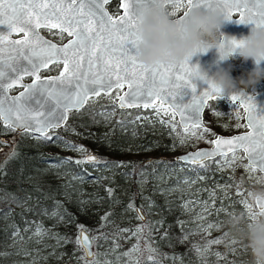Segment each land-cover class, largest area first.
Returning <instances> with one entry per match:
<instances>
[{
	"label": "trees",
	"instance_id": "trees-1",
	"mask_svg": "<svg viewBox=\"0 0 264 264\" xmlns=\"http://www.w3.org/2000/svg\"><path fill=\"white\" fill-rule=\"evenodd\" d=\"M114 1L110 11L118 9L112 8ZM226 107L224 99H211L204 119ZM139 111L145 109H119L113 99L100 94L72 110L63 126L50 130L52 140L0 124L10 133L9 147L0 150V264H86L76 243L77 225L95 237L97 264H254L246 239L249 220L231 186V173L220 171L215 159L203 164L174 160L168 155L170 128L149 116L138 117ZM79 135L85 149L98 148L100 163L55 148L78 143ZM128 144L156 146L159 151L121 157L120 149ZM10 152L15 154L9 157ZM103 161L125 166L106 167ZM136 207H143L147 218H137ZM209 223L213 227L205 228ZM141 226L143 233L133 236ZM37 227L47 230L38 241L33 235ZM56 234L71 242L58 243ZM217 238L219 243L206 245ZM146 241L155 251L144 248ZM133 244L142 247L140 253L128 251Z\"/></svg>",
	"mask_w": 264,
	"mask_h": 264
},
{
	"label": "snow or ice",
	"instance_id": "snow-or-ice-1",
	"mask_svg": "<svg viewBox=\"0 0 264 264\" xmlns=\"http://www.w3.org/2000/svg\"><path fill=\"white\" fill-rule=\"evenodd\" d=\"M110 0H0V25L5 24V16L10 19L6 24V30L0 29V92H6L14 85L19 83L23 75H31L35 77L33 83L25 86L24 92L19 96L12 98V104L7 109L4 108V98L0 97V121L12 130L20 129L22 132H36L40 137L46 140H52L53 137L48 135L49 128H58L61 124L67 121V116L64 113L75 109H81L91 96H99L101 91L110 93L114 88H122L124 84L128 86V92L123 96H119L120 107H137L155 108L157 113L164 106H171L175 99L168 85L172 84L174 87H180V84L175 82H183L182 86L185 89L190 88L192 94V103L185 107H190V112H181V125L187 135L197 136L198 139L202 135L196 133H189L187 125L189 122L193 126L200 128L199 113L200 110L207 104L215 95L222 98L219 90L210 88V90L198 91L197 88L185 79L184 74L189 71L192 65L190 62L192 58L180 64H157L151 67H146L137 62V49L139 47V40L136 33V25L138 21L143 19L145 12L151 7L156 6L161 0H123L122 7L124 9L123 15H117L116 19L110 16L105 10V4ZM164 6L168 3L172 4L174 11L170 15L175 14V10L184 6V0H163ZM17 8H27V12H17ZM193 9L200 10L204 13L214 12L217 9L224 14L226 22H232V17L238 16L235 23L243 25H251L255 29H264V0H187V10L183 12L177 23L187 22L189 15ZM47 10V11H44ZM86 17V18H85ZM53 21H55L53 23ZM19 25V27H16ZM40 27L45 28H59L61 33L66 32L69 37H74L66 46L56 48L55 45L48 44L40 37L36 29ZM23 32L24 39L11 40L10 37L13 31ZM115 37V43L113 42ZM241 45L235 37H231L226 41V49L234 53ZM9 53L15 51L22 53L23 58L28 61L30 67H24L17 71L16 68L11 67V71L15 75H7L4 71L5 64V49ZM27 49V52L24 50ZM206 50H199L193 54H205ZM87 56V70L85 69L84 61ZM33 57H37L33 59ZM9 60L15 57L9 55ZM52 63H63L64 69L57 77L49 79L46 82L37 83L41 81L39 72L41 68H47ZM139 69V72L137 71ZM75 79L78 83L76 89L71 96H65L67 102L63 105L57 98V83L63 84L65 80L69 82ZM89 84L99 85V87L89 88ZM135 85V87H134ZM37 91L46 92L49 98L56 100L57 107H62L63 112L55 120L41 119L44 113L35 110H27L22 101L31 99L33 93ZM60 95H65L62 91ZM125 96L129 99H125ZM232 104L244 105L252 100L251 95H246L243 92H236L229 96ZM160 101V107H157L156 102ZM251 105L249 104V113ZM22 113H26L23 115ZM13 114L15 119H13ZM167 114V112H165ZM187 115L188 119H185ZM264 116V115H262ZM27 117H31L29 120ZM170 123V122H164ZM175 128V125H172ZM240 127L239 124L236 126ZM247 127L250 129L246 134L234 136L230 139L218 138L214 141L216 145L215 151H199L197 153H190L185 157H180L183 160L191 163L203 164L205 160L223 156L227 165L235 162V153L238 149H243L247 154L250 164L246 166L253 171L257 168L264 171V119L259 123H254L251 114L247 117ZM206 130V129H205ZM181 144L183 140L179 141ZM221 145L229 146L221 148ZM66 147L72 151L79 153H87L88 150L83 146L68 142ZM175 145H173V148ZM132 151L131 148L128 149ZM143 151H151L150 148H144ZM232 153L229 157L227 154ZM15 153L10 152L9 157ZM69 163L72 158H66ZM86 162L100 163L96 156L91 154L86 155ZM4 163H7L5 160ZM77 164L81 161L77 160ZM104 165L112 167L125 166L122 162L111 164L108 161H103ZM147 163H151L148 161ZM3 165L0 164V168ZM229 185H225V190ZM214 203V202H213ZM261 214H264V204L259 205ZM131 207V205H129ZM207 207V206H205ZM222 209V206H221ZM221 209H218L219 212ZM54 215H58L55 214ZM140 220L144 217L139 215ZM63 220V216L59 217ZM70 222V221H69ZM211 228L213 225L209 223L204 226ZM78 234L76 243L83 250V257L86 264H97L94 259L95 254L91 251L90 238L85 230V226L77 225ZM122 231H129L124 229ZM47 230L37 227L33 235L41 236L46 234ZM137 233H143V226L132 232L133 236ZM151 235V233H149ZM167 236V233H164ZM55 238L58 243L60 240L71 242L67 236L56 234ZM164 238L163 236L161 237ZM186 236H182L181 240ZM220 242V238L216 240L207 241L206 245L216 244ZM144 248L151 249V242L146 241ZM139 245H133L129 252L139 251ZM155 251V249H151ZM199 251V250H198ZM123 255H127L124 253ZM220 256V253L216 254ZM148 260L153 257L149 255ZM175 260L176 258L173 257ZM109 264V262H105ZM159 264V261H156Z\"/></svg>",
	"mask_w": 264,
	"mask_h": 264
},
{
	"label": "clouds",
	"instance_id": "clouds-1",
	"mask_svg": "<svg viewBox=\"0 0 264 264\" xmlns=\"http://www.w3.org/2000/svg\"><path fill=\"white\" fill-rule=\"evenodd\" d=\"M225 23L222 12L204 13L197 9L191 11L187 22L177 23L161 0L137 22V59L146 67L180 64L193 58V54L199 50H206L205 54L215 50L218 56L214 62L216 70L212 71L211 67L205 70L199 66L193 72L194 81L217 89L222 95L248 93V89L254 92L256 86L264 80V29L251 28L246 37L238 40L241 45L232 53L226 50V41L231 37L222 31ZM237 55L244 62L251 60L254 67L250 72L234 78L231 66L225 69L220 65ZM250 196L255 201L264 202V190L251 192ZM246 239L254 264H264V220L249 227Z\"/></svg>",
	"mask_w": 264,
	"mask_h": 264
},
{
	"label": "rangeland",
	"instance_id": "rangeland-1",
	"mask_svg": "<svg viewBox=\"0 0 264 264\" xmlns=\"http://www.w3.org/2000/svg\"><path fill=\"white\" fill-rule=\"evenodd\" d=\"M113 3L114 5L112 8H119L118 0L114 1ZM108 5L107 7L109 8ZM186 7H187V0H184V6L178 10H175V14L170 15V16L176 17L180 15L186 9ZM165 8L168 11V13L174 11L171 3L167 4ZM117 12L118 10L111 11L113 15L116 14ZM41 32L45 36L57 42H63L67 38V36L64 33H61L60 30H50V29L43 28ZM230 61H231V73L234 78L240 77L241 75H244L250 72L247 68L239 64L240 58L238 55L236 56V58ZM59 71H61V63L59 64L53 63L49 65L46 69L41 70L39 72V75L43 76V75H48V74H55V73H58ZM24 79L28 80L29 77H26ZM123 88L124 86L122 88H114L110 93H106V94L100 93V94H103L105 97L111 98L115 101L117 96L119 95V93L122 91ZM10 90L15 91L16 88H12ZM248 90L253 91L252 89H248ZM97 97L99 96H91L87 102H90V103L94 102L97 99ZM225 101L227 103V107L224 110H212L209 114L208 119L205 120L203 118L204 125L200 126V128H197L191 124L187 126L189 133H196L197 135H202V138L200 139H198L197 136L187 135L184 132V129L180 127L178 123L175 113L167 105L161 108L159 113H157L156 109L152 107H149V108L139 107L141 109H145V111H139L137 116L141 118L143 116H149L151 118H154L158 122H161L164 126H167L168 128H170L172 132V137L169 143L170 150L168 151V155L173 156L174 154L184 152L188 149H193L199 146H209L212 144L211 142L212 138H214L217 134L229 135V134L241 132L247 129V126L244 122V111L241 108V106L238 103L234 105L230 101H227V100ZM156 105L157 107H160V102L157 101ZM146 110H148V112H146ZM71 111L68 112V116ZM165 112H167V114H165ZM164 122H170V123H164ZM0 124H1V121H0ZM237 124L240 125L239 128L236 127ZM172 125H175V128H173ZM4 127L8 128L6 126ZM5 128L4 130L0 128V145H1L0 150H3L4 148L9 147V143L6 141V139L8 136H10V133H8V131H6ZM8 129L12 130L11 128H8ZM49 132L50 130L48 131V133ZM79 139L80 141L76 143V145H80V146H83V148H85L83 145V135H79ZM181 140L184 141L183 144L179 142ZM173 145H175L174 148H173ZM55 148L57 149L58 152L62 154L71 155L75 157H82V156H86L91 153V154H94L99 160H102V157L98 154V150H97L98 148L88 151L87 153H79L76 151H72L66 147V144H58ZM129 148L132 149L131 152L128 151ZM144 148H150L151 151H147V152L143 151ZM105 151L107 152V150ZM158 151H159V147H156V146L141 147L136 144H128L126 147L120 149L119 153L121 157H146V156L155 155L158 153ZM227 155L231 157L232 153H228ZM235 157H236L235 162L232 163L230 166L226 164L223 156L215 157L214 163L220 171L227 170L233 176L232 177L233 184L231 186L234 188L236 194L240 195V201L248 217L249 226H252L258 221L264 220V214H261V210L256 208L254 204V200L250 196L251 192L264 190V172H261L258 168L254 171L251 168H247L246 170V166H248L249 163L247 162V159L244 156L243 151L241 149H238L236 151ZM200 206L202 207V204ZM203 206L205 207L204 203H203ZM140 208H141L142 213L147 218L145 209L143 207H140ZM136 217L137 218L139 217L138 213ZM62 226L64 227L65 231L69 230L67 223L62 224ZM43 236L44 234L41 236L34 235V238L38 241V239ZM98 237L100 238V233H98ZM126 241H130V240L128 239ZM95 243H96V240L93 239L92 240V250L94 254L96 253ZM135 245H138V244H135ZM132 246L128 248V251L129 249L132 248ZM140 249H142V247ZM131 252L140 253L139 251L138 252L131 251Z\"/></svg>",
	"mask_w": 264,
	"mask_h": 264
},
{
	"label": "water",
	"instance_id": "water-1",
	"mask_svg": "<svg viewBox=\"0 0 264 264\" xmlns=\"http://www.w3.org/2000/svg\"><path fill=\"white\" fill-rule=\"evenodd\" d=\"M111 1L112 0H110V2ZM20 2L23 3L24 0H20ZM118 2H119L120 12L118 14L114 15L113 19H116L117 15H123V12H124L123 7L121 6L123 0H118ZM168 4H170V3H168ZM107 5L108 4H105V6H104L105 10L108 12V14L110 16H112L111 13L108 10ZM185 10H187V7H186ZM27 11H28L27 8H24V9L17 8V12H27ZM44 11H47V10H44ZM217 11L221 12V10H219V9H217L214 12H217ZM183 12L180 15H178L176 17H172V18L176 19V20L180 19L181 16L183 15ZM4 19H5V24L0 25V29H5L6 30V24H7L8 20L10 19V17L9 16H5ZM232 19H233V21L232 22H226L224 27H223V29H222V31L225 33V35L228 36V37H235L237 40H239V39H241L243 37H246L249 34L250 29L252 28V26L251 25H243V24L235 23L234 20H238L239 19L238 16L234 15L232 17ZM54 22L55 21H53V23ZM16 27H19V25H16ZM42 28H45V27H40V28L36 29V32L39 33L40 37H42L44 41L48 42V44L55 45L56 48L64 47L72 39H74V37H69L68 34L66 32H64L65 35L68 36V38L64 42L58 43V42L52 40L51 38L45 36L41 32ZM47 29L60 30L59 28H47ZM24 38L25 37H24V33L23 32H17L15 30L13 31V33H12V35L10 37L11 40H18V39L22 40ZM113 42L115 43V37H113ZM24 51L27 52V49H25ZM9 55L15 57V59L9 60L8 59ZM4 56H5V61H6L5 64H4V71H5L6 76L7 75H15V73H13L11 71L10 66L16 68L17 71L22 70L24 67H30L29 64H28V61L23 58V54L22 53H17L15 51L9 53V50L6 48L5 51H4ZM36 58L37 57H33V59H36ZM217 59H218V56H217V53L215 52V50H213V51H211V52H209L207 54H198L197 56H194L190 63L192 65H197V66L190 67L189 71L184 74L185 79L188 80L191 83V85L195 86L198 91L210 90L209 87L201 85V84H198L197 82L194 81L193 72L199 66L201 68L205 69V70H208L211 67L212 71H215L216 68H215L214 62ZM137 62H138V64H140L138 59H137ZM239 64L241 66L247 68L250 71L254 67V65H253L251 60H249L247 62H244L242 59H240ZM49 65H51V64H49ZM84 65H85V69L84 70H87V56H85ZM220 66L224 67L225 69H227L229 66H231V61L229 60L227 62H223ZM262 66H264V65H262ZM43 69H46V68H41V70H43ZM63 69H64V65H63V63H61V71H63ZM137 71L139 72V69H137ZM59 73L40 76L41 77V81H38L37 83L46 82L49 79L55 78V77L58 76ZM231 75H232V73H231ZM26 77H29V79L25 80L24 78H26ZM34 80H35V77H33L31 75H23L22 78H20L19 83L12 87V88H18L15 92H11L10 89H8L6 92H0V97L4 98V108L7 109L9 106H11L12 98H14L16 96H19L20 93L24 92L25 86L31 85ZM77 83L78 82L75 79H73L70 82L68 80H65L63 82V84L57 83L58 91H57L56 95H57V98L60 100V104L61 105H63L64 103L67 102L65 96H71V94L75 90H77L76 89ZM175 83L176 84H180L181 86L180 87H174L172 84L168 85V89L171 91L172 96L175 97V99L172 101V105L168 106V107L175 113L180 127L183 128V126L181 125V114L180 113L181 112H190L191 111L190 107H185V106L190 105L192 103V94H191V89L190 88L185 89L182 86L183 82H175ZM92 87H99V85L89 84V88H92ZM134 87H135V85H134ZM61 91L65 95H60L59 93ZM127 92H128V86H127V84H124V88L119 93V95L117 96L116 101H115V104H116V106L119 109L133 108V107H127V106L121 108L119 106L120 105L119 96H123ZM101 93L106 94V92H104V91H101ZM245 94L246 95H251L252 96V100L249 101L248 103L244 104V105H240L239 104L241 106V108L243 109V111H244V122H245V124L247 126V117H248L249 114H251L253 122L254 123H259L261 119H264V116H262V115H264V80H262L256 86V89H255L254 92L248 90V93H245ZM214 98H219V97H216L214 95L212 99H214ZM125 99L126 100L129 99V97L125 96ZM222 99L230 101V98H229L228 95H223ZM22 104L29 111L39 110V111L43 112L44 116L41 117V119L47 118L48 120H55L63 112V108L62 107H57L56 100H53V99L49 98L47 93L43 92V91H37V92L33 93L32 98L31 99H27L25 101H22ZM249 104L251 105L250 113H249V110H248ZM206 106H207V104H205L204 107L200 110V113H199V116H198L199 123H200L201 126L204 125V119L203 118H204V110H205ZM137 107H143V106H137ZM72 110H75V109H72ZM68 112L64 113L67 117H68ZM22 114L26 115V113H22ZM27 118L29 120H31V117H27ZM13 119H15V115L14 114H13ZM185 119H188L187 115L185 116ZM1 124L4 125V122L1 121ZM64 124L65 123L61 124V126H63ZM190 124L193 125L191 122H189V124L187 126H189ZM50 129H53V128H49L48 131ZM14 131L22 132L20 129H16ZM249 131H250V129L247 127V129L244 130V131L237 132V133H232V134H229V135L217 134L214 138H212V141H211L212 144L211 145H209V146H199V147H196V148H193V149H188V150H186L184 152H180V153L174 154L173 155V159L177 160V161H180L182 163H187V164H199V163H191V162H186V161H183V160H179V158L180 157H185V156H187L190 153H193V154L197 153L199 151H215L216 150V145H215L214 141H216L218 138L230 139V138H232L234 136H237V135L246 134ZM28 132L32 133L33 135L40 136L39 133L32 132V131H28ZM227 147H229V146L221 145V148H227ZM241 150L243 151V154L246 157L247 162L250 164V161L247 158V154L244 152L243 149H241ZM91 155L95 156L94 154H91ZM211 159H213V158H211ZM261 172H264V171H261ZM254 204H255L257 209L261 210L259 205L264 204V202L255 201L254 200ZM136 212L138 213V215H142L145 218V216L142 213L140 207H136ZM86 233L90 237V235L88 234L87 231H86ZM90 243H91V251L93 252V250H92V240H90Z\"/></svg>",
	"mask_w": 264,
	"mask_h": 264
},
{
	"label": "flooded vegetation",
	"instance_id": "flooded-vegetation-1",
	"mask_svg": "<svg viewBox=\"0 0 264 264\" xmlns=\"http://www.w3.org/2000/svg\"><path fill=\"white\" fill-rule=\"evenodd\" d=\"M108 10H109V12L111 13V11H110L109 8H108ZM117 10H118V12H117L116 14H118V13L120 12V8H118ZM116 14H114V15H116ZM111 15L114 16L112 13H111ZM42 29H43V28H42ZM42 29H41V30H42ZM46 29H47V28H46ZM50 30H52V29H50ZM64 34H65V33H64ZM67 38H68V36H67ZM67 38H66V39H67ZM66 39H65V40H66ZM65 40H64V41H65ZM54 41H55V40H54ZM64 41H63V42H64ZM56 42H57V41H56ZM58 43H62V42H58ZM240 59H241V58H240ZM239 62H240V61H239ZM52 64H53V63H52ZM249 71H250V70H249ZM59 72H60V71H59ZM59 72H58V73H59ZM55 74H57V73H55Z\"/></svg>",
	"mask_w": 264,
	"mask_h": 264
}]
</instances>
